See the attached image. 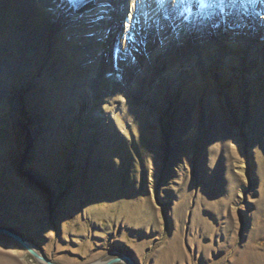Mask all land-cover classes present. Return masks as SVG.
I'll use <instances>...</instances> for the list:
<instances>
[{
    "label": "rangeland",
    "instance_id": "374dc122",
    "mask_svg": "<svg viewBox=\"0 0 264 264\" xmlns=\"http://www.w3.org/2000/svg\"><path fill=\"white\" fill-rule=\"evenodd\" d=\"M66 1L0 0V264H264V0Z\"/></svg>",
    "mask_w": 264,
    "mask_h": 264
},
{
    "label": "bare ground",
    "instance_id": "6f19581e",
    "mask_svg": "<svg viewBox=\"0 0 264 264\" xmlns=\"http://www.w3.org/2000/svg\"><path fill=\"white\" fill-rule=\"evenodd\" d=\"M92 1V2H91ZM93 1L94 0H82V2H80L79 3V9L76 11L77 12V15H79V16H82V17H85L86 16V14H87V12H89V11H94L95 10V8L97 7H93ZM96 1V0H95ZM120 1V0H119ZM118 0L117 1H115V0H103V3L101 4L100 3V5H104V7L106 6V5H108V4H111V5H113V7L115 8V7H117L118 9L120 8V7H123L121 10L123 11L122 13L121 12H109V15H110V17H111V21L109 22V24L107 25L105 22L103 23V30H102V32L103 31H105V41H109L108 42V44L110 43V40L113 38V33L114 32H116L117 31V33L116 34H118L122 29V26L124 27L125 26V28H126V35H127V37H129V38H127V41L128 42H130V43H133V45H134V50H133V55H134V57H135V59L137 58V56H140V58H142L141 57V55H139V54H141L140 53V50L142 49V48H144V46H142V44L143 43H145L147 40H152V35L153 34H156L157 32H156V30H153L152 29V31H148V29H147V27L145 28V29H141V30H138L139 28H138V16H129L128 14H126L127 12H126V8H127V6L126 5H124V4H120V2H119ZM161 0H159L156 4H158L159 2H160ZM179 1H181V0H179ZM184 1V0H183ZM199 1V0H198ZM240 1V2H239ZM85 2H88V3H85ZM153 0H150L149 1V3H148V1H147V7H149V6H152L153 5ZM239 3L241 6H243V2H242V0H235V3ZM249 3V6H248V4H244V7L241 9V11H242V14H240V16L239 17H237L238 18V20L240 19V18H242V20H244L246 23H249L250 22V20L252 19H250V17H253V15H252V13H251V10H250V8H251V6H252V3H251V1H248ZM128 3H130V6L133 8V13H136L137 12V5H136V0H132V1H129ZM58 4H60L61 6H63V7H67L68 6V3H67V1L66 0H58ZM165 3H163L162 1H161V5H164ZM185 4H186V2H185ZM189 4V3H188ZM155 5V4H154ZM202 3H201V0H200V6L202 7ZM165 6V5H164ZM173 8H175V6L174 5H171ZM178 7H179V9L181 8L182 10H179V17H177V16H173V18H175L176 19V21L178 20V19H180L181 21H182V19H183V21H184V24H185V28H184V30H185V35L187 36V37H190V30H191V28H187L186 27V24H187V22H188V12H186V10H188V7H187V9H185L184 7H182V3H179L178 5H177ZM107 7V6H106ZM160 7V6H159ZM117 9V10H118ZM178 9V8H177ZM185 9V10H184ZM107 10V9H106ZM226 10H229V7H227L226 8ZM264 11V10H263ZM220 12H221V10H219L218 11V13H219V15H220ZM108 13V12H107ZM168 13V12H167ZM240 13V12H239ZM108 14H106V15H103V16H107ZM202 16H201V18H199V21L202 23L205 19L203 18L204 16H206V14L203 12V14H201ZM225 15H228V12H225V13H223V17H226ZM129 16V17H128ZM172 16V15H171ZM218 16V15H217ZM109 17V16H108ZM87 18V17H86ZM219 18H221L220 20H222V16L221 17H218V19ZM166 20V17H164L163 18V20H161V23L162 22H164ZM264 20V19H263ZM122 21V22H121ZM167 21V20H166ZM208 21V20H207ZM169 22V21H168ZM105 25H107V27L105 26ZM156 25H157V21L155 22V27H156ZM180 26V25H179ZM179 26L177 27L178 29H179ZM194 26V25H193ZM262 27H263V32H264V23H262V25H261ZM94 27V26H93ZM97 28H99L100 29V26H96ZM162 27V26H161ZM174 28V27H173ZM176 28V29H177ZM198 28H200V25H198ZM81 28H79V29H75L76 31H79ZM108 29V30H107ZM166 29V28H165ZM178 29H177V31H178ZM82 30H84V29H82ZM150 30V29H149ZM110 31V32H109ZM139 31H140V37L138 36V34H139ZM161 31V33H160V35L158 36V39H157V45L159 46V48L160 49H164V45H166V39H164V37H163V33H164V31L162 30V29H158V32H160ZM86 33H88V32H90V31H85ZM101 32V33H102ZM153 32V33H152ZM166 33V32H165ZM78 34V33H77ZM250 33H249V31L246 29V27H244L243 29H241L239 32H237L236 34H234L233 35V37L234 38H237V39H243V38H245L246 39V41L248 42V41H250V35H249ZM118 36V35H117ZM172 37H173V41H172V46H173V51H177L178 50V48H177V44H178V42L179 41H181V39H180V36L179 35H175L174 34V32H173V35H172ZM134 39L136 40V42H134ZM165 41V42H164ZM105 43V42H104ZM264 44V43H263ZM105 44H102V46H104ZM106 46V45H105ZM103 48V47H102ZM144 49H148V46L147 45H145V48ZM105 52V51H104ZM183 54V52L181 53V55ZM102 56H100L99 57V61L98 62H100V63H102V66H99V64H97L96 65V72H98V77H100L101 75H103L104 74V72H105V69H106V67H105V58H104V56H103V54H101ZM136 55V56H135ZM84 56V55H83ZM160 57H161V59H162V55H159ZM120 58H122V56H120ZM177 58H179V59H177L176 60V64L177 63H179V60H181V57H180V55H178V57ZM117 60H118V57H117ZM119 62L117 63V67H118V69H120L121 67H122V65H124V63H130V61L132 62V59H128V60H118ZM144 61V60H143ZM182 61L184 62H186L187 60L185 59V58H182ZM164 64L166 65V66H163L164 67V69L165 68H167V66L169 65L170 66V64L168 63V62H164ZM147 66H153L152 65V63H149V64H146V67ZM161 64L159 63L158 65L156 64V68L157 69H160L161 68ZM178 67V69L180 70V67L179 66H177ZM95 72V73H96ZM150 74H151V76H153V73L152 72H149ZM154 75H155V73H154ZM97 77V78H98ZM91 81V80H90ZM93 89H95V88H93ZM93 94H96V93H93ZM158 115V114H157Z\"/></svg>",
    "mask_w": 264,
    "mask_h": 264
},
{
    "label": "water",
    "instance_id": "95a60500",
    "mask_svg": "<svg viewBox=\"0 0 264 264\" xmlns=\"http://www.w3.org/2000/svg\"><path fill=\"white\" fill-rule=\"evenodd\" d=\"M11 236H12L15 240H17V241H19V242H21V243H25L24 240H22L20 237H18V236H16V235H11ZM28 249H30V248H28ZM30 251H31V253H32L35 257H37L38 259H40V260H42V261H45V262L48 263V264H60V263L50 262V261L47 260L45 257H43V256H41V255H39V254H37L36 252H34V251L31 250V249H30ZM121 260H127V261H128V264H134L133 260L127 258L126 256H123V257H121V258L119 257V258L112 259V260L108 261V262L105 263V264H113V263H117V262H119V261H121Z\"/></svg>",
    "mask_w": 264,
    "mask_h": 264
},
{
    "label": "snow or ice",
    "instance_id": "6c2138e0",
    "mask_svg": "<svg viewBox=\"0 0 264 264\" xmlns=\"http://www.w3.org/2000/svg\"><path fill=\"white\" fill-rule=\"evenodd\" d=\"M68 2H69L70 4L75 5V4H78V3L82 2V0H68Z\"/></svg>",
    "mask_w": 264,
    "mask_h": 264
}]
</instances>
